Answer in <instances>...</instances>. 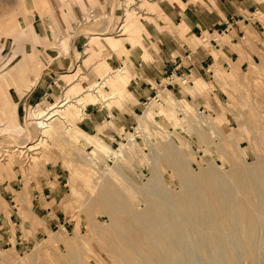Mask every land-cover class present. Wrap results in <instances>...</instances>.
Masks as SVG:
<instances>
[{
	"label": "rangeland",
	"instance_id": "rangeland-1",
	"mask_svg": "<svg viewBox=\"0 0 264 264\" xmlns=\"http://www.w3.org/2000/svg\"><path fill=\"white\" fill-rule=\"evenodd\" d=\"M119 2L122 5V12V0H119ZM144 3V5H147L146 7L151 8L148 3ZM76 6V3L73 6V0H66L62 5L59 3V0H31L30 3L26 0H0V72L7 68L6 64H10L11 59L17 60L19 56L30 67L28 64L29 54L30 52H34L35 49L38 50V67L43 68L42 72L44 73L50 72L51 66L49 65L52 62L50 55L54 50L46 49L43 39H49L54 43L56 39L60 40V48L57 44L53 45L57 46L56 50H58L59 56H64L65 53L62 50L67 51L69 49V41L71 39V37L67 39L68 36L64 34L76 35L74 32L77 30V37L75 36L70 44L71 47L75 44L79 45L82 53L80 61L76 64V69L70 70L66 74L71 80L66 81L64 78L61 79L60 74L63 72L61 70L60 73H57L48 82V89L37 98L38 100L32 99L22 102L21 119H19L20 125L25 126L28 131L30 130L31 137L34 139L41 137L39 132L42 129L34 125V122H37L35 119L37 117L35 115L36 111L40 107L45 109L55 103V101L57 102L62 97L64 89L67 88L66 86L74 81L75 90L79 91L76 94L79 96L76 98H84L81 101L86 100L87 103L85 102L84 106H78L79 110L74 106L70 107L68 115L73 120H77L75 123L81 131L98 135L97 138L103 144L106 141L104 145H108L107 147L110 149H117L122 143H128V137L131 133L138 136L139 145L136 146L135 154L124 159V163L118 162L111 157L103 156L96 163L94 162L95 164H89L85 160H82L83 155L85 157L86 154L91 153L95 156H100L104 151L94 144H88L85 140H81L82 143L77 146L76 144L78 143L73 142L74 137L67 143L64 139L67 136L56 137L58 135L53 134L51 138H46V140L44 138L41 144L42 148L39 149V155H33V152H31L32 158L12 159L6 162L7 167H11L12 163H16L14 168H2V164L5 161H0L1 180L10 185L17 184L18 190L22 189L26 194L32 186L42 189L44 186L49 185L47 188L49 193L53 191V196L59 195L55 210L59 211L61 217L67 221L66 224L54 226L47 236L36 238L32 245L22 251L0 248V264H118L113 261L111 253H107L109 247L105 237L110 235L102 234V232L97 230L93 231L91 227L100 226L106 228L111 224V215L105 205H101V197L99 198L101 191L97 190L98 177L101 175V170L106 167L107 169L109 168L107 171L109 179H106L108 181L105 180L106 183L115 180L116 184L121 185L120 190L125 191L134 205L141 209L145 207L146 199L140 194L138 188L142 185V188H144L154 182L152 179L154 171L158 173L159 170V173L161 172L165 186L169 189L171 188L170 190L176 193L182 190L181 178L179 177H183L184 173L177 172L175 166L166 162L167 160L165 161L166 154L172 147L179 149L186 165L190 169L192 168L194 172L207 171L214 164L220 171L227 173L236 167V162H241V165H256L257 169L252 171V175H255H253L254 177H262L264 174V12L262 15L257 16V20L263 24V26L261 25L262 28L258 29L257 33H248L247 37L242 41L243 47L239 46L244 49L248 48L251 52L256 53L258 59L253 60L251 57L248 58L250 63L243 69L237 64H231L229 68L217 65L216 67L224 72L231 71L233 65L239 68V76L233 80L227 79L226 83L217 80L214 76L216 67H213L214 73L212 72L208 76H201L189 71L181 78L169 79V82L177 84L178 88L175 90H173L172 86L167 88L165 83L163 86L159 85L158 90L152 98L161 99L160 102L169 99L170 103L166 102V108L171 115L156 106V113L161 121L145 123L146 131L141 130L142 132H140L137 129L139 126V116L143 114L144 109L152 98L136 113L138 118L135 116V119H131L134 121L132 128L124 130V125L121 124L120 119L109 111L111 108L120 109V107L117 108V105H121V100L123 99L121 96H124L120 87L121 85L117 88L112 87L114 82V79H112L106 83V86L99 93H96L97 90H95L94 92L91 91L93 93L91 95L90 91H84L93 81L95 82L100 79L103 73L98 68L92 70V67L94 68L100 63L102 55H100L102 57H89V55L84 57V52L88 48L86 46L88 41L85 39V36H88L86 34H88L89 30H93L88 29L89 26L86 23L92 22L95 19V21H100L99 19L103 13L90 15L93 14L91 12L96 7L88 6L87 8L91 11L87 10V12L85 9L81 12ZM101 10L103 12L108 11L105 7H101ZM76 11L79 12L78 17L75 15ZM148 12L145 9L142 11L141 8L140 13L144 14L141 18L145 29L142 31L140 39H144L147 36L146 44L152 55L144 62V59L140 57L143 51L137 49L136 52V49H134L133 56L127 55L124 58L119 56L117 58L118 63H115L117 67H122L131 65L133 62V66H131L132 78L138 75L145 77V73L148 70L157 69V67L161 68L157 61L159 58L158 44L162 43V40L154 39L151 28L163 34L167 33L166 39H172L178 42L180 46L184 42L188 43L191 50L195 52L198 47L207 48L208 51L213 50L211 43L209 46L202 43L203 36H196L191 40L180 33L178 34L176 32L177 28L169 26L171 21L163 8L160 13L153 16V19L148 17ZM34 13L35 16L33 18L32 15ZM27 17L31 21L28 22L29 24L27 23L26 28L21 30L18 24ZM126 18L130 20L128 16H125V20ZM35 23L41 25L42 28L35 27ZM107 24L113 27L112 19L105 25ZM85 29H88L87 32ZM120 29L117 28V31L114 29L115 34L113 35L118 36ZM224 38L225 41H228L226 37ZM15 40L20 45L25 44L17 55L14 54L16 51ZM149 40L153 41L155 45L150 44ZM52 42H50L49 48ZM123 48H125V45ZM25 56H27L26 59ZM242 57L245 60L247 59L245 54ZM94 58H96V62ZM136 58L140 59V61H137ZM13 62L10 66L13 65ZM78 65H82L83 70L81 69L78 72ZM188 74H196V76L205 79L209 83V89L197 95L200 92L194 91V86L200 89L201 84L194 78L188 79L185 77ZM190 80L193 82H190ZM134 84L137 85V82H134ZM114 91L117 92L115 93ZM131 93L133 97H128L127 101H124L128 106L135 99L134 93ZM115 94L116 97L113 99L105 101V98H103V95L109 98ZM83 95L84 97H82ZM89 103L99 105L101 109L96 112L103 113V110H106L107 114L110 113L112 116L111 118H103L97 127L98 129L95 131H89L84 125L79 124V119H77L78 114L80 116L82 113H85ZM174 116L176 117V121L174 120ZM85 117L84 115L81 119H85ZM19 122L16 123V127H18ZM120 128H123V130L121 131ZM144 133L145 136L143 135ZM56 138H59V140L56 141ZM7 142L8 140L0 135V145L2 143L1 146H6L5 148H7V144L9 143ZM157 156L160 157L158 163H156L159 164L158 167L155 165V158ZM135 162H139V164ZM239 163L237 164L240 165ZM199 165L200 167H198ZM177 174L179 175L178 177H176ZM5 211L8 213L7 209ZM97 232L98 234L96 235ZM115 233L113 232L111 236L115 237ZM262 236L263 243L259 250V264H264V229ZM60 237L62 238V242L58 243L57 238ZM77 238L81 242L83 241L81 245L79 242L77 244ZM82 238L87 239V241H84ZM100 245L104 249L106 247L108 249L106 248L104 252V249ZM109 255L111 257H107ZM98 256H103L102 260ZM65 257H68V259ZM246 264H250V262Z\"/></svg>",
	"mask_w": 264,
	"mask_h": 264
},
{
	"label": "bare ground",
	"instance_id": "bare-ground-1",
	"mask_svg": "<svg viewBox=\"0 0 264 264\" xmlns=\"http://www.w3.org/2000/svg\"><path fill=\"white\" fill-rule=\"evenodd\" d=\"M26 1L28 3L31 2V0ZM144 2L148 3L147 0ZM134 3L135 0H126V16L129 17V14L135 15V12L130 8ZM32 16L34 18L35 13ZM29 21L31 20L28 17L25 18L19 22L18 27L21 30L26 28ZM131 21L126 18L119 30L120 34L118 36L113 35L115 31L110 24L98 29L89 30L86 54L89 57L103 56H100L102 57L101 60L97 59L100 60V63L96 67H92V70L98 68L103 73L101 72L102 76L100 79L88 85V88L84 90L85 92L97 90L96 93H99L106 86V83L112 79H114L112 87L115 88L125 83L122 76L124 72L121 73V70L116 71L111 67V62H109L110 54L107 48H103V46H105L104 44H108L114 51L123 49L126 40L124 36L131 35L133 29ZM70 37L68 36L67 39H70ZM15 42L16 51L14 54L17 55L25 44L20 45L16 40ZM37 52V49L34 52H30L28 64H30L31 70L38 76L41 67L39 68L37 64ZM26 58L27 56H25ZM95 60L96 58H94ZM81 69L79 66V70ZM62 77L66 81L71 80L67 75ZM76 77L78 76L76 75ZM8 80L11 83L12 79H10L6 68L3 71V75L0 74V81L3 84L5 83L6 89L10 85ZM34 82L31 84H34ZM73 82L66 86L67 88L64 89L62 97L57 102L55 101V103L45 109L40 107L36 111L35 115L37 117L35 119L37 122H34V125L42 129L39 132L41 137L34 139L31 137V131H28L25 126L20 124L16 128L4 126L1 129L0 135H6L7 140L12 143L7 148H5L6 146H1L2 143L0 145V161H5L4 165L12 159H29L34 154L39 155V149L42 148L41 144L44 138L45 140L46 138H51L53 134H57L58 136L56 137L67 136L64 138L67 143L74 137L73 142L78 143H75L77 146L82 143L81 140H85L88 144H94L104 151L100 156H95L91 153L86 154L85 157L83 155L85 159L82 157V160H85L89 164H95L103 156L111 157L118 162L124 163V159L135 154L139 141L137 139L138 136L132 133L128 137V143H122L117 149H110L107 147L108 145H104L106 144L105 142L103 144L97 137L88 133L86 134L78 128L75 123L77 120H73L68 115V111L73 106L79 110L78 106H84L86 100L81 101L84 98H76L79 96L76 95L79 91L75 90ZM115 97L116 94L109 98L103 95L105 101ZM121 97L124 98V96ZM74 99L76 100L74 101ZM160 100L152 98L147 104L143 114L139 116L138 131H146L144 124L147 122L161 121L156 113V106L168 112L166 102H169V99L161 102ZM12 107H15V103L12 104ZM169 114L171 115V113ZM80 116L78 114V119ZM174 120L176 121V117ZM143 135L145 136V133ZM57 140L59 138H56ZM2 142L4 141L2 140ZM31 152H33V155L30 154ZM227 153L229 152L227 151ZM159 159V156L155 158L156 167L159 165L156 164ZM165 161L175 166L177 172L184 173L183 177H179L181 178L180 182L182 185H180L182 186V190L178 193L170 190L171 188L169 189L165 186L161 172L159 173V170L158 173L154 171L152 178L154 182L144 188H142L143 185L138 188L140 194L146 199V205L142 209L137 208L127 193L120 190L121 185L117 183V186L115 180L111 181L112 183L110 181L106 183L108 181L106 179H109L107 174L109 168H101V175L97 180V190L101 191V196L99 195V198L101 197V205H105L111 215V224L106 228L100 226L91 227L93 231L97 230L102 232V234L110 235L107 237L104 235V237L107 239L106 243L109 247L107 253H111L113 261L118 264H246L247 262L259 264V250L263 243L262 233L264 229V174L262 177H254L255 175H252V171L257 169L256 165L247 166L241 165V162H236V167L231 172L225 173L213 164L207 171L194 172L192 168L190 169L186 165L177 147H172L167 152ZM135 163L139 164V162ZM178 176L177 174L176 177ZM129 181L131 180L129 179ZM172 183L174 185L173 181ZM113 232H116L115 237L111 236ZM77 239V244L79 242L81 245L83 241L81 242L79 238ZM82 239L87 241L85 238ZM57 240L58 243L62 242L61 237L57 238ZM102 245H100L101 248H103ZM108 247L106 248L108 249ZM81 252L83 253V251ZM98 257L101 259L103 256ZM65 258L68 259V257Z\"/></svg>",
	"mask_w": 264,
	"mask_h": 264
},
{
	"label": "crops",
	"instance_id": "crops-1",
	"mask_svg": "<svg viewBox=\"0 0 264 264\" xmlns=\"http://www.w3.org/2000/svg\"><path fill=\"white\" fill-rule=\"evenodd\" d=\"M144 1L135 0L134 5L130 7L131 10L135 12V15L129 14V18L133 23V29L131 35L124 36L126 39L124 44L125 48L119 49L120 51H114L108 44H104L110 54L111 67L116 71L121 70V73L124 72L122 76L125 83L120 86L124 98L121 100V105H117V108L120 107V109L116 110L115 108H111L109 110L112 115L120 119L121 124L124 125V130L132 128L134 121L131 119H135L136 113H138V111L143 108L144 104L149 102L155 95L159 85L163 86L165 83L167 88L170 86H172L173 90L178 88L177 84L169 82V79H176V77L181 78L189 71L195 72L201 76H208L213 72V67L217 65L229 68L231 64H237L243 69L250 63L248 58L251 57L253 60L258 59L256 53L251 52L248 48L244 49L239 46L243 47L242 41L247 37L248 33H257L258 29L262 28L263 24L261 21L257 20V16L262 15L264 12V0H209L207 2L205 0H147L151 8L145 7L147 5H144ZM65 2L66 0H59L61 5ZM75 3L77 5L76 7H78L81 12L85 9V11H89L90 9L87 7L92 6L93 8L96 7V9L93 10V12H91L93 14L90 15L103 13L99 19L100 21H95V19L92 22L86 23V25L89 26L88 29L101 28L111 19L115 31L124 24L127 9L126 0H122V12V5L119 0H73V6ZM101 7H105L108 11L103 12ZM141 7L149 11L147 15L152 19L154 18L153 16L160 13L163 8L170 18L171 22L169 26L171 28H177L176 32H178V34L180 33L191 40L196 36H203L204 39L202 43L207 46L211 43L213 50L208 51L207 48L198 47L195 52L191 50L188 43L184 42L180 46L178 42L172 39H166L168 36L167 33L163 34L151 28L154 39L162 40V43L158 44L159 58L157 61L161 68L157 67V69L148 70L147 73H145V77L138 75L132 78L131 66H133V62L131 65L122 67H117L115 63H118L117 58L119 56L123 58L127 55L133 56L132 53L134 49H136V52L137 49L143 51L140 57L144 59V62L152 55L146 44L148 39L147 36H145L144 39H140L142 31L145 29L141 18L144 14L140 13ZM78 13L79 12L76 11V17L79 16ZM35 27L42 28L41 25L36 23ZM88 29H85L86 32ZM74 33H76V35L64 34L65 36H71L69 49L67 51L62 50V52L65 53L64 56H59L58 50H55L57 46L53 45L57 44L59 47L60 40L56 39L54 43L49 39H43V44L46 46V49L54 50V52L57 51L56 53L52 52L50 55V57H52V62L49 65L51 66L50 72L44 73L42 72V68L39 73L40 76H37V74L31 70L30 64V67H28L27 63L23 61L20 56L17 60H14V58L11 59L10 64L14 61L13 65L10 66V64H6L7 71L12 80L11 83L8 80L11 86L9 85L10 87L8 86L7 89L5 83L3 84L0 81V133L4 126L11 127L12 125L11 128H16V123L21 119V105L23 101L32 99L38 100L37 98L43 95L45 90L48 89V82H50L57 73H60L61 70L63 71L60 74L62 79V76L66 75L68 71L76 69V64L80 61L82 53L79 45L77 46L75 44L71 47V40L75 36L77 37L78 30ZM87 37L88 36H85L86 40ZM224 37H226L228 41H225ZM50 42L52 43L49 48ZM149 42L155 45L153 41L149 40ZM243 54L246 55V60L243 59ZM85 56H87L86 51L84 52V57ZM137 61H140V59H137ZM79 66L81 67L82 65H78V67ZM81 68L83 70V67ZM3 71L0 72V74L3 75ZM214 71L215 73H213L217 80L225 83L239 76V68L235 65H233L231 71L228 72H224L218 67H216ZM196 74H188L185 77L188 79L194 78L200 82V89L194 86V91L200 92L197 93V95H200L209 89V83L202 77L196 76ZM32 80L35 81L34 84H31L33 82ZM191 81L192 80H190V82ZM134 82H137V85H135ZM130 91L134 93L135 99H133V103L128 106L124 101H127L128 97H133ZM13 103H15V107H12ZM99 109L101 108L98 104L89 103L85 113L81 115V117L85 115V119H81L80 117L78 123L84 125L89 131L97 130L103 118L112 117L110 113H108L109 115L107 114L106 110H103V113L96 112ZM136 117L138 118V115ZM20 123L21 122H19V124ZM79 127L81 128V126ZM120 130L122 131L123 128H120ZM88 134L95 137L98 136L90 133ZM4 138H6V135H4ZM8 142L7 146H10L12 143L10 141ZM15 165L16 163H12L11 167H7L2 164V168H14ZM16 186L17 184H7V182L1 180L0 176V248L22 251L32 245L36 238L47 236L54 226L66 224L67 221L61 217L59 211L55 210L59 195L53 196V191L51 189L50 191L52 192L49 193L47 190L49 185L44 186L42 189L32 186L27 194L22 189L18 190ZM5 209L8 210V213Z\"/></svg>",
	"mask_w": 264,
	"mask_h": 264
}]
</instances>
